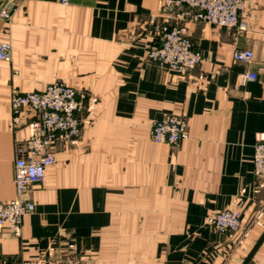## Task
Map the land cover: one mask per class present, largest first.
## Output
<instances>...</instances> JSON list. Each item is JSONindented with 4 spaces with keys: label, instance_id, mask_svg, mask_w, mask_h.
Returning a JSON list of instances; mask_svg holds the SVG:
<instances>
[{
    "label": "crops",
    "instance_id": "obj_1",
    "mask_svg": "<svg viewBox=\"0 0 264 264\" xmlns=\"http://www.w3.org/2000/svg\"><path fill=\"white\" fill-rule=\"evenodd\" d=\"M165 0H0V200L15 197L13 90L64 81L88 93L78 138L28 197L20 237L0 234V264H48L74 240L85 264H264V182L254 173L264 139V0H248V30L185 21L203 61L187 75L146 51L152 16L175 23ZM235 48L254 52L236 61ZM257 73L247 79V72ZM165 114L188 120L178 143L152 138ZM231 208L243 228L209 218Z\"/></svg>",
    "mask_w": 264,
    "mask_h": 264
},
{
    "label": "built area",
    "instance_id": "obj_2",
    "mask_svg": "<svg viewBox=\"0 0 264 264\" xmlns=\"http://www.w3.org/2000/svg\"><path fill=\"white\" fill-rule=\"evenodd\" d=\"M67 1V0H65ZM248 0H165L166 6L179 9L175 23L152 16L154 41L148 45L146 56L158 66L187 75L202 63L204 57L196 50L185 21L191 20L235 29L239 34L248 30V22L241 16ZM236 61L252 63L254 52L249 48H235ZM0 60H12V47L0 41ZM247 79L257 73L247 72ZM88 94L64 81L48 84L43 90L22 92L14 90L11 100L12 124L15 129L27 128V135L15 141L16 195L0 200V234L6 229L20 237L27 214L35 210L28 197L31 188L44 181L47 169L56 162V147L78 138L81 132V112ZM157 142L178 144L190 136L188 120L177 114H165L155 120L151 129ZM254 173L264 182V139L255 144ZM209 222L218 230L236 231L243 226L240 212L227 208L215 212ZM48 264H85L74 240L67 243L62 257Z\"/></svg>",
    "mask_w": 264,
    "mask_h": 264
},
{
    "label": "rangeland",
    "instance_id": "obj_3",
    "mask_svg": "<svg viewBox=\"0 0 264 264\" xmlns=\"http://www.w3.org/2000/svg\"><path fill=\"white\" fill-rule=\"evenodd\" d=\"M15 90H16V89H15ZM17 90H18V89H17ZM79 90H80V89H79ZM13 91H14V90H13ZM81 91L86 92V91H84V90H81ZM86 93H87V92H86ZM12 94H13V93H12ZM87 94H88V93H87ZM12 125H13V124H12ZM242 220H243V219H242ZM242 228H243V226H242ZM242 228H241V229H242ZM241 229H240V230H241ZM237 231H239V230H236V231H234V232H237Z\"/></svg>",
    "mask_w": 264,
    "mask_h": 264
}]
</instances>
